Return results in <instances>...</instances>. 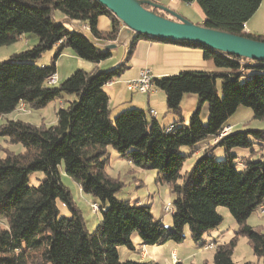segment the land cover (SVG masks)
Instances as JSON below:
<instances>
[{
    "label": "trees",
    "instance_id": "obj_1",
    "mask_svg": "<svg viewBox=\"0 0 264 264\" xmlns=\"http://www.w3.org/2000/svg\"><path fill=\"white\" fill-rule=\"evenodd\" d=\"M178 1L196 3L204 17L200 24L206 27L264 41V34L244 31L245 22L261 0ZM56 11L68 20L87 24L88 33L55 23ZM155 12L170 17L159 9ZM100 15L110 19L108 32L97 28ZM120 23L95 0H0V46L13 44L23 34L38 38L36 44L0 61V118L15 111L20 102L30 109H40L64 94L73 97L57 108L54 124L37 126L20 119L0 122V138L19 143L24 149L14 152L2 147L4 155L0 156V216L6 222L0 226V264H149L143 260L121 261L117 247L134 249V234L144 244L179 243L185 239V230L202 247L206 233L222 221L218 206L228 209L238 229L229 241L214 240L212 261L203 264H237L232 252L238 235L247 238L259 264H264V232L247 223L264 204V129L232 131L212 143L240 106L250 108L253 118L264 119V60L228 55L196 42L138 35L115 67L78 68L60 83L47 84V77L56 72L57 58L66 48L94 64L108 59L110 50L98 41H115ZM140 38L199 48L203 58L214 66L213 70L185 69L152 79L154 87L165 94L167 113L177 117L165 127L142 108H125L111 116L109 96L103 89L127 68ZM52 48L49 64H36ZM186 93L197 96L187 124L181 107ZM204 103L205 124L200 118ZM207 139L199 157L181 173L188 155L181 153L180 147L193 152ZM109 148L136 168L155 170L158 179L168 185L173 194L169 231L155 219L150 206L115 197L123 183L106 172ZM217 148L222 149L224 158H216ZM235 148L247 154L236 160ZM36 171L43 172L44 178L33 186L29 175ZM61 171L77 183L81 192L98 201L101 213L93 231L87 229L62 183ZM58 202L69 209L70 216H60Z\"/></svg>",
    "mask_w": 264,
    "mask_h": 264
},
{
    "label": "rangeland",
    "instance_id": "obj_2",
    "mask_svg": "<svg viewBox=\"0 0 264 264\" xmlns=\"http://www.w3.org/2000/svg\"><path fill=\"white\" fill-rule=\"evenodd\" d=\"M180 12H182L185 18H187L193 23H195L194 20H199L198 18L200 12L197 6L195 5L183 3L180 5ZM61 18H62V14L56 11L54 14V22L59 23ZM63 24L66 26V28L72 30V28L70 27L67 21H64ZM11 45L0 46V61L6 60L12 54L11 53L9 55L8 53L10 47H13L15 45L23 46L24 44L22 40H20L19 42L13 43ZM67 51L70 50L67 49ZM46 53L47 52L43 53L41 57L36 60L38 64L46 60ZM72 61H73L72 58H70L68 55L60 59L57 68L58 80H62L67 75L66 72L68 71H65L66 67L70 65ZM75 69L76 68L72 69L70 72H68V74H71ZM60 82L61 81H58L57 83ZM216 89H217V93L220 95L219 80H217ZM64 96L66 97L68 96V94H64ZM58 102L59 99L53 100L49 102L45 107L40 109L29 108V110H25V111L16 109L9 116L5 115L4 117H2L0 119V122L5 121L7 119L8 120L20 119L23 121L30 122L37 126H40L42 124L44 125L54 124L56 122L55 111L59 106ZM125 108H130V107L126 106L123 108L115 109L112 112L111 116H114L118 111ZM204 110L207 111L206 103H204L203 111ZM202 114L203 112L201 111L200 118L201 116L202 118L204 117V115ZM170 117H174V116H170ZM188 117L189 115L185 118V124L188 123ZM234 122H237V124H234L233 131L244 130L248 128L264 129V119L258 120L253 118L251 109L246 106L238 107V109L228 118L226 124L234 123ZM165 123L162 122L161 125ZM203 123L205 124L206 121H204ZM225 128L228 129L227 133H229L231 127L225 125ZM202 144L203 143L200 142L196 147L201 146ZM207 144L208 143H206V145ZM2 147H5L8 150H12L14 152H20L24 150L21 144L7 143L4 139L0 138V156L4 155ZM179 151L183 154L188 155L181 169V173H184L192 166V164L199 157L200 154L197 156H195L194 154H190V150L186 146H181ZM234 151L237 154L236 160H239L240 157L244 156L243 154L246 153L245 150L242 148H235ZM106 156H107V164L105 167L106 172L110 176L118 178L123 183L122 188L116 192L115 197L120 200H129L131 202H138L139 204L150 206L151 213L153 214L155 219L159 220L161 224L164 225L169 231L171 228V213L166 212L164 210V205L165 204L172 205L173 194L170 192L168 185L166 183L161 182L160 179H158V174L155 170L141 169L134 167L128 161L121 158V156H119V154L112 148L108 149ZM215 156L217 159L224 158L223 151L221 148H217L215 150ZM255 157L256 156H254V158ZM159 176L162 177L163 175L159 174ZM43 178H44L43 172L41 171L32 172L29 175V184L36 186L39 183V181ZM61 181L69 189L72 196V200L75 206L80 210L87 229L89 231H93L99 221L101 212L98 210L96 214L93 213L91 211L90 204L92 202L98 203V201L94 199L92 196L81 192L79 190L77 183L70 176L66 175L63 171H61ZM58 206L60 208V216H70V211L66 206L61 205L59 202H58ZM216 210L222 216L221 223L216 227V230L222 232L220 233L221 239L219 240L220 242L229 241L231 238H233L236 235L238 226L226 207L218 206ZM259 210L260 207L258 208V210L256 209L251 214V216L247 220V223L252 226H255V228L259 227L260 230L264 232V213H260ZM5 225H6L5 219L2 216H0V226L4 227ZM184 233H185V237H189L188 230H185ZM134 237H136V239H139L136 234H134ZM206 238L207 237L205 236L204 239ZM189 243L191 244L194 242L188 240L185 245L184 243L181 242L174 243V247L175 249H177V251H179L180 248L183 249L184 247H185L184 250L186 249L189 250L191 245L195 246V244L190 245ZM146 245L150 247V245L153 244H146ZM171 245H173L171 241H166L165 243L158 244L156 246H153L152 248L155 256L162 264H171L170 262L165 261V258L166 259L169 258L170 250L172 248ZM117 249H118L117 251L118 257L121 261L124 260L136 261L139 260L140 258V252L142 248L140 244H136L134 250L126 247L125 245H120L117 247ZM149 252H150V248H149ZM195 253L193 254V256H191L192 261L195 264H203L205 261L211 263L213 250L197 251ZM150 256L151 255H148L143 260L149 261V258H151ZM232 259L237 264H241L243 262H250L251 264H259L261 262L253 254L247 238L242 235H238L237 237V242L232 252Z\"/></svg>",
    "mask_w": 264,
    "mask_h": 264
},
{
    "label": "crops",
    "instance_id": "obj_3",
    "mask_svg": "<svg viewBox=\"0 0 264 264\" xmlns=\"http://www.w3.org/2000/svg\"><path fill=\"white\" fill-rule=\"evenodd\" d=\"M153 1L169 7L170 9L176 11L177 13L183 16L182 12H180V5L183 4L182 2L178 0H153ZM189 4L197 6L196 3H189ZM197 8L200 12V15L198 18L199 20H194V22L200 24L203 22L204 17L198 6ZM64 21H67L69 23L72 30H76V29L78 30V25L80 24L78 21L68 20L64 15H62V18L59 23L63 24ZM97 28L100 32H108L111 28L110 19L106 15H100L97 19ZM122 29H123V25L122 23H120V31ZM244 31L250 34H264V0H261L257 10L245 22ZM85 32L88 33V31H85ZM20 40H22L24 45L23 46L15 45L13 47H10L8 51L9 55L13 52L31 47L32 45L37 43L38 38L35 35L23 34L16 42H19ZM98 42L102 48H104L103 46L106 44H111V43L116 44L115 48L110 49L111 56L108 59L100 61L97 64H94L89 61L80 59L79 57L76 56V54L72 50H70L69 48H66L60 54V56L57 58L55 62V65H56L55 73L57 76V82L65 79L69 75L68 72H70L74 68L76 69L82 68L85 70H91L94 67H97L99 70H106V69L115 67L116 65H118L120 62L124 60L128 52V43L124 37H121L119 35L115 41H112V42L98 41ZM67 49H69L70 51H67ZM46 52H47L46 60L39 64L36 62V64L41 65V66L49 64L51 56L53 54V48ZM66 55L72 58L73 61L70 65L66 67L65 71H68L66 72L67 75L62 80H58V75H57L58 63L60 59ZM211 64L212 63L210 60H205L203 58L202 51L199 48H195V47L183 45V44H177L173 42H164L160 40L140 38L135 43V46L133 48L129 62L127 64L128 65L127 68L124 69V71L120 74V76L110 80L103 86L104 91L109 96V105L111 109V114L115 109L123 108L126 106L142 108L148 112L150 109H153L155 111L154 117L158 120L160 125L162 122L163 123L166 122L165 124L162 125L164 127L171 125L177 120V117L170 113H167L164 92L159 90L156 87H154L148 93L130 91L127 88L128 81L135 79L140 69H142L143 67H148L151 70L153 78H160L165 75L176 74L179 71L185 70V69L213 70L214 66ZM71 98L73 97L72 96H66V97L62 96L58 98L59 99L58 105L65 106L66 101ZM196 104H197L196 94L194 93L184 94V96L182 97V101H181L182 117H183L184 123H185V118L188 115H190V113L195 109ZM203 107H204V104L201 107V111L203 112L202 115H204L203 118L201 116L202 122L207 120V111L206 110L203 111ZM25 110H29L27 105H25ZM11 113L7 114V116H9ZM55 115H56V111H55ZM170 116H174V117H170ZM234 124H237V122L226 124L227 126L231 127L230 132L233 131ZM208 141L209 139L204 140L201 146L196 147L193 150V152H190V153L194 154L195 156L199 155L200 151L205 147ZM246 154L247 153H244L243 155H246ZM262 206H264V204ZM220 233L222 232L216 230V228L208 231L205 235L207 237L205 242L207 243L211 241L215 243L214 240H216L217 243H219L220 242L219 239H221ZM131 240H132L134 249H135L136 244L141 245L142 249L140 252L139 260H143L148 255H151L150 256L151 258H149V261H146L147 263L162 264L158 260V258L155 256L154 251L152 249L153 246H156L158 244H155V245L153 244V245H150V247H148L146 244L142 243L140 239H136L134 235H132ZM188 240H190L191 242L193 241L189 236V237H185V239L181 243H184L185 245ZM172 243L173 245H171L172 248L170 250L169 258L167 259L165 258V261L170 262L171 264H174L177 261H182L184 263L189 264L193 262L191 256H193L195 252L208 251V250H203L199 246V244H196L195 242L191 243V244H195V246L189 243L192 246V247L190 246L189 250L188 249L184 250L185 248L184 247L183 249L180 248L179 251H177V249H175L174 247V242ZM149 248H150V252H149Z\"/></svg>",
    "mask_w": 264,
    "mask_h": 264
},
{
    "label": "water",
    "instance_id": "obj_4",
    "mask_svg": "<svg viewBox=\"0 0 264 264\" xmlns=\"http://www.w3.org/2000/svg\"><path fill=\"white\" fill-rule=\"evenodd\" d=\"M123 25L119 35L127 43L138 35L173 41L196 42L213 50L251 60H264V41L193 23L169 7L153 0H95ZM148 6V7H146ZM159 9L170 17L155 12ZM116 44H106L105 49Z\"/></svg>",
    "mask_w": 264,
    "mask_h": 264
},
{
    "label": "built area",
    "instance_id": "obj_5",
    "mask_svg": "<svg viewBox=\"0 0 264 264\" xmlns=\"http://www.w3.org/2000/svg\"><path fill=\"white\" fill-rule=\"evenodd\" d=\"M78 30L88 31L89 27L87 24H79ZM152 79H153V75H152L151 70L148 67H143L142 69H140V71H139V73L135 79L128 81L127 88L130 91H134V92L148 93L154 88ZM46 82L48 85H55L57 83L56 73L49 75L46 79ZM25 105L26 104L24 102H20L17 109L25 111ZM149 113L153 117L155 116V111L153 109H150ZM168 130H169V128H168ZM227 131H228V129L224 127L221 130V132L213 139L212 142H216L219 138L226 135ZM90 208H91V211L96 214L99 210V205L95 202H92L90 204ZM164 210L166 212L171 213L173 210V207L170 204H165ZM259 212L264 213V206H260ZM214 247H215V243L210 241V242L205 243L201 248L204 250H213Z\"/></svg>",
    "mask_w": 264,
    "mask_h": 264
}]
</instances>
